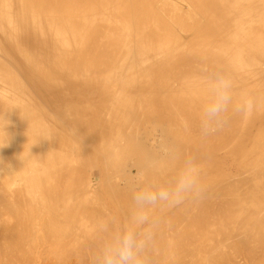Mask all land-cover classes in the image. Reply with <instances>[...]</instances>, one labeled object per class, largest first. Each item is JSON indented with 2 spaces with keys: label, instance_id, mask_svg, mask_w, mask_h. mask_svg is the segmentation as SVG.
<instances>
[{
  "label": "bare ground",
  "instance_id": "obj_1",
  "mask_svg": "<svg viewBox=\"0 0 264 264\" xmlns=\"http://www.w3.org/2000/svg\"><path fill=\"white\" fill-rule=\"evenodd\" d=\"M213 73L253 108L205 135ZM0 117V264H93L133 190L170 184L186 158L203 193L152 209L145 264L264 251V0H0ZM102 188L116 227L92 204Z\"/></svg>",
  "mask_w": 264,
  "mask_h": 264
},
{
  "label": "clouds",
  "instance_id": "obj_2",
  "mask_svg": "<svg viewBox=\"0 0 264 264\" xmlns=\"http://www.w3.org/2000/svg\"><path fill=\"white\" fill-rule=\"evenodd\" d=\"M232 89V81L222 74L213 73L207 78L206 102L201 111V129L205 135L216 131L225 122L230 107L245 117L250 115L253 101L248 99L234 104ZM146 167L155 168V162L149 161ZM202 193L201 166L194 158H186L179 164L170 184L134 189L128 223L104 242L93 264H145V250L152 238L154 223L152 209L176 206L187 198H199ZM102 230L109 231V225H102Z\"/></svg>",
  "mask_w": 264,
  "mask_h": 264
},
{
  "label": "rangeland",
  "instance_id": "obj_3",
  "mask_svg": "<svg viewBox=\"0 0 264 264\" xmlns=\"http://www.w3.org/2000/svg\"><path fill=\"white\" fill-rule=\"evenodd\" d=\"M106 130H107V129H106ZM109 131H110V130H109ZM109 131H107V133H108ZM110 132H111V131H110ZM110 132H109L108 134H106V138L110 136V135H109V134H111ZM108 135H109V136H108ZM115 140H117V139H115ZM113 141H114V140H113ZM113 141H111V143H113ZM120 141H121V140H120ZM120 141H118V142H120ZM114 142H117V141H114ZM118 142H117V143H118ZM123 142H124V141H123ZM121 143H122V141H121ZM122 144H123V143H122ZM124 144H125V142H124ZM126 162H128V161H126ZM130 162H131V161H130ZM129 166H130V164L128 163V164H127V168H129ZM82 167L84 168L85 166H82ZM90 167H91V166L89 165V169L87 168L89 171H91ZM80 168H81V167H80ZM91 168H92V167H91ZM87 169H86V167H85V170L88 172ZM92 169H93V168H92ZM101 169H102V168H100V166H99V170H100V171H99V172H100L99 174H103V170H101ZM80 170H81V169H80ZM121 170H122V171L125 170V172H123V174L125 173V175L128 173V172H127L128 169H122V168H121ZM121 170L119 169V171L117 170L116 172H115V171H114V172L117 174V173H119ZM122 171H121V172H122ZM84 173H85V174H88V173H91V174H92V172H88V173H86L85 171H84ZM99 174H97V176H96V180H97V181L100 180V179H101V176H102V175L99 176ZM123 174L121 173V175H120V173H119L120 176H125V175H123ZM88 175H89V174H88ZM103 175H104V174H103ZM117 175H118V174H117ZM115 176H116V175H113V177H115ZM116 177H117V176H116ZM116 177H115V178H116ZM119 178H120V177H119ZM124 178H125V177H121V179H122L123 181L125 180ZM116 179L118 180V178H116ZM121 179H119V180H120L121 185H122L125 181L123 182ZM119 180H118V181H119ZM120 182H119V183H120ZM98 183H99V182H98ZM101 184H102V186H105V188H106V186H107L106 184H104V183H101ZM123 185L126 186L127 183H126V184L124 183ZM104 190H105L104 188H102V189L99 190V191H100V192H99L100 196L102 197V199H104L103 202H101L102 200L100 199V196L98 197V195H97V196H96V199L92 198V200H93V201H97V200H98V201H97V202H93V201H92V202H93L92 204H94V205L98 204L99 207H100V206L103 207V204H104V205H105V210H106V207L108 206L107 209L110 208L109 211L112 210V211H110V214H111V212H112V215H110V214H109V215L112 216L113 221L115 222V219H116V216H117L116 213L119 214L120 212L117 211L118 208H116V206L114 207V204L112 205L114 208H111L110 203H108L109 201L106 199V198H109V200H110V197L106 196L107 194H106V192H105ZM104 192H105V195H104ZM104 196H106V198H105ZM98 198H99V199H98ZM99 200H100V201H99ZM107 201H108V202H107ZM100 202H101V204H102V203H103V204L100 205ZM104 202H105V203H104ZM94 205H93V206H94ZM96 206H97V205H96ZM96 206H95V207H96ZM98 206H97V208H98ZM115 208H116V209H115ZM113 209H115L116 212H115ZM107 211H108V210H107ZM113 211L115 212L114 214H115L116 216H115V215L113 216ZM119 215H120V214H119ZM119 217H120V216H119ZM114 218H115V219H114ZM12 219H13V218H12ZM12 219H9V220L13 221L12 223H15V222H14L15 220H12ZM117 219H119V220L121 219L122 222H123V219H124V218L121 216V218H117ZM117 219H116V220H117ZM119 220H118V222L116 221V222L114 223L115 225H113V226L116 227V223H119V222H120ZM125 220H126V219H125ZM5 221H6V223H8V222H7L8 219L5 220ZM122 222H120L121 224L119 223L120 226L117 224V226L119 227V228L117 227L118 229H121L120 227H123L124 224L122 225ZM9 223L11 224V222H9ZM126 223H127V221H126ZM90 225H91V224H90ZM12 226H14V229L17 228V227H15L16 224H15V225H12ZM91 226H92V225H91ZM10 227H11V226H10ZM88 227H90V226H88ZM115 227H114V228H115ZM117 228H115V230H114L115 232L118 231ZM11 229H12V227H11ZM116 229H117V230H116ZM12 230H13V229H12ZM111 235H113V234H111ZM109 236H110V235H109ZM107 237H108V236H107ZM107 237H106V238H107ZM110 238H111V237H110ZM110 238L108 237V239H110ZM108 239H107V240H108ZM107 240H105V241H107ZM86 242H87V244H88V241H87V240H86ZM89 242H90V241H89ZM41 246H42V248H49V247H50L49 245H48V247H46L47 245H46V246L41 245ZM27 248H28V247H27ZM42 248H41V250H42ZM50 248H52V247H50ZM260 251H261V250H260ZM262 252H263V253H262ZM16 253H17V252H16ZM16 253L14 254L15 257H16ZM21 253H22V252H19V253L17 254L18 257H17V260H15L16 262L18 261L19 264L22 262V261H20L21 258L19 257V256H21V255H19V254H21ZM23 253H24V252H23ZM259 253H260L261 255H260V254H258V255L260 256V258H262V261H263V263H264V260H263V259H264V257H263L264 251L262 250V251L259 252ZM240 255L243 256V254H240ZM237 256H239V255H237ZM22 257H23V254H22ZM12 258H13V256H12ZM18 258H20V260H19ZM43 258L46 259L47 257H43V256H42V259H43ZM260 258L257 259L258 262L260 261V260H259ZM15 261L12 262V263L10 262V264H13V263L18 264V263H16ZM257 261L255 262V264H258ZM262 261H261V262H262ZM263 263H260V264H263ZM1 264H2V263H1ZM8 264H9V263H8Z\"/></svg>",
  "mask_w": 264,
  "mask_h": 264
}]
</instances>
